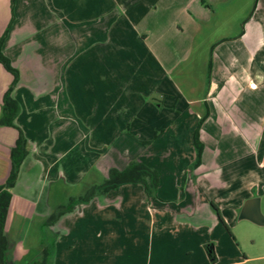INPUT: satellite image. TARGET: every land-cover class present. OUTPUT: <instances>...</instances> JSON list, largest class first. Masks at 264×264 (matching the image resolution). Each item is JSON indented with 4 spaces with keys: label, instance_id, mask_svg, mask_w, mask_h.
Returning <instances> with one entry per match:
<instances>
[{
    "label": "crops",
    "instance_id": "0c3cea01",
    "mask_svg": "<svg viewBox=\"0 0 264 264\" xmlns=\"http://www.w3.org/2000/svg\"><path fill=\"white\" fill-rule=\"evenodd\" d=\"M166 1L0 0V37L7 30L1 51L19 75L11 91L19 106L15 126L0 123V185L11 169L17 128L27 149L8 188L3 264H116V235L101 228L110 219L85 213L111 207L119 188L49 220L73 195L64 192L83 194L107 176L100 166L105 148L95 146L107 127L115 129L106 132L107 144L140 147L127 163L157 171L154 194L147 196L141 184L156 208L173 204L180 221L197 226L213 225L219 216L228 224L247 199L257 198L264 217V0H255L248 16L245 0H177L176 13L187 18L169 23ZM192 26L194 41L198 31L212 34L222 26L232 34L213 55L206 35L200 52L193 45L185 57L167 51ZM199 54L202 79L177 72ZM96 62L105 68L87 72ZM83 78L94 80L92 105L76 104ZM11 80L0 63V118ZM108 81L115 88L103 87ZM113 96L103 104L102 97ZM199 121L203 148L195 165L192 135ZM76 212L79 217H70Z\"/></svg>",
    "mask_w": 264,
    "mask_h": 264
},
{
    "label": "rangeland",
    "instance_id": "374dc122",
    "mask_svg": "<svg viewBox=\"0 0 264 264\" xmlns=\"http://www.w3.org/2000/svg\"><path fill=\"white\" fill-rule=\"evenodd\" d=\"M214 1L210 0L209 2ZM247 2H250L251 5L247 7L246 16L251 12L250 9L252 10L255 0H245V3ZM166 3L167 8L172 13L168 18L166 17L167 23L171 17L174 19L187 18L186 15L180 16L175 11L181 4L180 1L167 0ZM213 10L217 17L220 12L219 7L214 6ZM234 17L237 16L231 18ZM195 28V26L187 27L186 31L180 34V42L177 45H171L172 48H168L167 51H179L185 57L190 53L193 45V51L195 53L197 50L200 52L203 49L201 44L206 35L209 38L212 37V47L206 49V52L209 54L211 52L213 55L219 50L216 47L222 43L224 37L232 34L229 30H225V26H222L215 28L212 34L198 31L194 41L192 35L195 33L193 32ZM169 30L167 29V32ZM167 35L170 36V33ZM200 56L199 54L194 59L195 63L193 64L186 61L178 65L177 72L186 71L189 74L198 75L202 79L204 71L198 67L199 63L197 62V58ZM169 64L167 63L165 66L168 67ZM107 65L113 67L111 64ZM105 66L102 67L96 62L90 66L87 72L94 73L96 69L105 68ZM88 77L90 78L89 74ZM89 78L88 80L84 78L80 80L77 89L79 88V93L81 92L82 95L77 98V105H92L95 101L94 80ZM108 83L103 82V87L109 88L110 85L111 88H115L114 81L111 83L108 81ZM116 98L117 96H113V98L102 97L103 104L107 101L108 103L105 104L109 105L112 99ZM132 100L134 101V97ZM122 101L127 102V97L123 96ZM123 103L125 104V102ZM101 130L103 141L95 146L103 145L105 148L100 166L106 175L111 168L124 169L129 157L138 152L140 147L135 142L129 143L128 141V144L119 142L107 144L106 142L111 139L107 133L114 132L115 129L107 127ZM185 146L184 143L179 145L182 155L187 152ZM183 164L184 160H182L181 166ZM141 187L142 185L139 183L120 186L119 201H115L111 207L95 211L94 214L89 211L85 213L86 216L96 215L103 219H110V223L102 222L101 228L103 233L116 235V239L112 241L113 248L116 250V264H264V224H258L239 216L233 222L225 223L228 229L225 228L220 219H217L213 225L198 226L183 219L180 221L178 208L173 204L156 208L158 206L157 200L151 197H149L150 199L145 198L146 194ZM64 193L73 194L72 196L77 194L67 191ZM77 216L79 217V213L76 212L70 217ZM207 244L214 248L212 255L214 261L211 260L209 253L205 250Z\"/></svg>",
    "mask_w": 264,
    "mask_h": 264
},
{
    "label": "trees",
    "instance_id": "16d2710c",
    "mask_svg": "<svg viewBox=\"0 0 264 264\" xmlns=\"http://www.w3.org/2000/svg\"><path fill=\"white\" fill-rule=\"evenodd\" d=\"M6 31L0 37V63L11 74L12 80L2 97V115L0 118V123L6 126H15L13 120L19 111V106L17 101L11 97V91L17 83L19 75L18 71L11 65L9 59L1 51V45L5 38ZM208 71H210V64L208 67ZM200 122L201 121H199V123L195 127L192 135V142L195 149V165H197L200 161L203 148V145L199 140ZM17 131L18 136L10 152L11 169L5 183L3 185H0V264H3V255L6 249L4 225L11 199V194L8 191V188H11L14 185L18 175L19 166L27 155L26 138L19 128H17ZM158 179L159 176L155 169L145 165L140 161L130 160L124 169H109L107 176L103 179L102 182L91 185L85 190L83 194L70 197L68 202L64 206L58 207L57 210L50 215L49 220L54 221L63 213L70 211L78 203L87 202L94 196L103 195L108 191L117 189L125 184H143L145 193L147 194V196H151L155 193L158 187ZM213 207L218 213L217 208L214 205ZM219 219L221 220L225 228L228 229L225 222L220 216ZM209 255L211 257V260L214 261L212 257L213 250L209 253Z\"/></svg>",
    "mask_w": 264,
    "mask_h": 264
},
{
    "label": "water",
    "instance_id": "95a60500",
    "mask_svg": "<svg viewBox=\"0 0 264 264\" xmlns=\"http://www.w3.org/2000/svg\"><path fill=\"white\" fill-rule=\"evenodd\" d=\"M239 217L248 219L258 224H264V217L260 213L257 206V198H250L244 202L240 210ZM206 250L208 253L212 251V247L210 244H207Z\"/></svg>",
    "mask_w": 264,
    "mask_h": 264
}]
</instances>
